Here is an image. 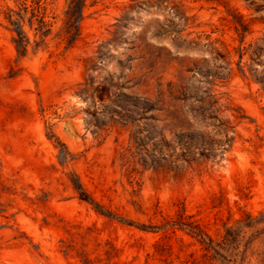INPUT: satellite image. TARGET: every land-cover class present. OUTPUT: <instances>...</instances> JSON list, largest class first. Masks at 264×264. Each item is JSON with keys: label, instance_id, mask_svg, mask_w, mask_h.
<instances>
[{"label": "rangeland", "instance_id": "374dc122", "mask_svg": "<svg viewBox=\"0 0 264 264\" xmlns=\"http://www.w3.org/2000/svg\"><path fill=\"white\" fill-rule=\"evenodd\" d=\"M26 3L20 55L0 0V264H264V0H87L71 48L69 0Z\"/></svg>", "mask_w": 264, "mask_h": 264}, {"label": "trees", "instance_id": "16d2710c", "mask_svg": "<svg viewBox=\"0 0 264 264\" xmlns=\"http://www.w3.org/2000/svg\"><path fill=\"white\" fill-rule=\"evenodd\" d=\"M27 0H18L19 9L13 10L10 9L7 13V19L9 23L15 27V30L20 36V42L18 43V52L20 55H25L26 53V43L25 37L23 36L22 28V11H27L28 6L26 3ZM87 0H69L68 9L65 12L64 26L58 36L66 41L67 47L71 48L81 36V23L84 19V10L86 7ZM37 9H32V19L31 24H33V18L37 17ZM43 22L38 31H42ZM49 35V30L41 33V37H47Z\"/></svg>", "mask_w": 264, "mask_h": 264}]
</instances>
